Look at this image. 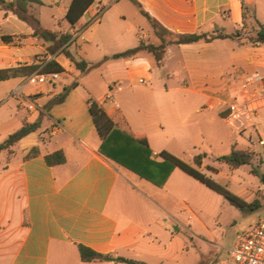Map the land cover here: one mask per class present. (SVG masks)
Masks as SVG:
<instances>
[{
  "label": "crops",
  "instance_id": "0c3cea01",
  "mask_svg": "<svg viewBox=\"0 0 264 264\" xmlns=\"http://www.w3.org/2000/svg\"><path fill=\"white\" fill-rule=\"evenodd\" d=\"M71 1L42 0L33 8L44 28L71 35L67 48L89 64L86 72L63 54H49L25 22L0 9V69L40 64L29 75L0 81V101L12 94L0 105V142L24 124L39 123L11 152L0 153V264H127L117 258L179 264L178 229L163 226L161 218L174 219L178 202L192 200L203 183L175 168L159 187L101 155L89 107L99 102L120 129L145 138L157 161L167 152L193 165L205 154L199 170L221 177L218 182L249 203L264 181L252 174L244 180L229 165V173L221 166L209 170L208 162L223 156L216 150L238 145L225 132L224 116L251 88L243 78L255 72L264 78V43L249 41L257 22L264 26V0H94L64 30ZM192 33L238 35L172 43ZM163 42L160 60L146 50L111 58ZM52 59L64 69L61 79L39 83L38 70ZM35 148L38 154L27 157ZM57 151L65 161L48 164L46 156ZM79 245L107 257L82 261Z\"/></svg>",
  "mask_w": 264,
  "mask_h": 264
},
{
  "label": "trees",
  "instance_id": "16d2710c",
  "mask_svg": "<svg viewBox=\"0 0 264 264\" xmlns=\"http://www.w3.org/2000/svg\"><path fill=\"white\" fill-rule=\"evenodd\" d=\"M93 2L94 0H72L65 14V19L69 25H75L88 7L93 4ZM33 5H43V2L42 0H0V9L13 13L20 20L25 22L32 29V35L43 40L47 44L46 50L49 54H63L73 63L77 70L86 72L90 68L89 64L84 60L75 59L67 48L66 44L69 42L71 35L67 32L60 33L44 28L41 25ZM141 12L148 17L152 27L158 30V24L144 11L141 10ZM257 23L258 30L255 36L249 37V41L253 44L264 43V26L259 22ZM237 35L238 33L233 35L218 33L214 36H209L205 33L183 34L178 35L172 43L188 44L199 41L209 42L215 38H232ZM3 39L8 41L7 37H4ZM165 45L166 44L164 42L158 46L144 45L141 43L139 46L126 50L122 53L115 54L111 58L120 59L133 57L140 51L146 50L153 53L157 60H160L164 53ZM39 66L40 64H31L15 68L0 69V81L13 77L29 75L35 72ZM63 71L64 69L54 59H52L48 61L40 70H38V73H62ZM74 85L75 84L65 88L64 92L56 99V103H61L66 97L68 91L74 87ZM89 111L93 118L96 130L101 137V144L98 149L99 153L117 165L133 172L140 178L145 179L156 186L162 187L166 183L171 172L175 168H179L189 176L206 185L211 190L222 195L225 200L229 202V204L242 211H253L260 206L258 202L246 203L242 201L225 187L219 185L202 173L199 168L203 164V159L206 157L205 154H200L194 157V166L167 152H162L160 155L162 157V161H157L152 157V151L147 140L145 138L134 137L128 132L120 129L108 117L99 102L91 101ZM38 127V122L24 124L21 128L9 134L2 142H0V153L3 151L11 152V148L20 139L29 133L36 131ZM37 154L38 150L35 148L31 150L27 157H32ZM252 158V154L247 151L232 149L229 154L217 157V160L236 169L242 165L250 164ZM46 160L48 164H61L65 161V157L62 151H57L46 156ZM208 169L210 170L211 168L208 167ZM252 173L264 181V174L260 173L255 168H252ZM78 249L82 261H100L107 257L83 245H79ZM117 261L125 262L127 264H144L124 258H117Z\"/></svg>",
  "mask_w": 264,
  "mask_h": 264
},
{
  "label": "rangeland",
  "instance_id": "374dc122",
  "mask_svg": "<svg viewBox=\"0 0 264 264\" xmlns=\"http://www.w3.org/2000/svg\"><path fill=\"white\" fill-rule=\"evenodd\" d=\"M66 0H62V5ZM57 15V19L61 15L57 11H53ZM64 30L69 28V24L64 22ZM43 59V56L40 57ZM12 94L8 97L11 98ZM8 98L0 101V105L8 100ZM261 129L264 133V109L259 111ZM225 132L238 142L235 150L249 152V149L258 150L256 146L248 147L243 144L241 137L234 134L228 126L225 127ZM257 136L253 135V141H256ZM243 145V146H242ZM245 145V146H244ZM242 146V147H241ZM217 155H227L230 153L229 148L216 150ZM252 154L250 164L242 165L236 171V175L246 180L251 177L252 168H255L264 174V163ZM223 168L224 172L229 173L228 165L216 161L212 157L208 162V167L212 169ZM135 180L138 177L130 175ZM206 176L214 180L219 185L225 187L222 182H218L221 177L215 176L214 173H206ZM259 183H262L260 178ZM194 192V197L184 204L179 201L175 209V218L172 219L166 213L161 218L163 226L168 225L172 229L177 228L176 236L180 238L183 251L180 254L179 264H218L226 259L227 250L234 243L236 235L250 227L256 225L258 220L264 216V190L257 189L254 192V197L249 203L258 202L260 206L253 211H242L231 204L219 193L211 190L206 185H199ZM165 234V233H164ZM168 235V233H167Z\"/></svg>",
  "mask_w": 264,
  "mask_h": 264
},
{
  "label": "built area",
  "instance_id": "2783aa9c",
  "mask_svg": "<svg viewBox=\"0 0 264 264\" xmlns=\"http://www.w3.org/2000/svg\"><path fill=\"white\" fill-rule=\"evenodd\" d=\"M99 15H96L94 21ZM39 83L55 84L61 79L59 72L36 75ZM246 88L242 96L229 103L224 121L228 128L246 141L248 147L256 146L257 151L249 149L264 161V133L261 129L259 111L264 109V78L252 73L243 78ZM253 135L257 136L253 141ZM218 264H264V216L256 225L239 232L233 245L227 250V257Z\"/></svg>",
  "mask_w": 264,
  "mask_h": 264
}]
</instances>
